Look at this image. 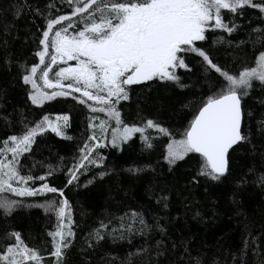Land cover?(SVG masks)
Wrapping results in <instances>:
<instances>
[{
  "label": "snow or ice",
  "instance_id": "obj_1",
  "mask_svg": "<svg viewBox=\"0 0 264 264\" xmlns=\"http://www.w3.org/2000/svg\"><path fill=\"white\" fill-rule=\"evenodd\" d=\"M61 7L69 11L61 12ZM249 8L258 10L255 26L245 18ZM29 13L43 19L33 53L39 63L30 65L11 49V42L18 38L13 35L16 21ZM241 35L245 38H238ZM249 46L261 49L254 60L248 58ZM13 68L17 70L13 79L30 85L25 91L32 105L42 107L57 98H71L89 113L87 127L91 134L67 168L64 187L49 182L55 175L53 167L34 176L20 158L33 153V145L39 146L37 137L48 131L71 140L67 135L71 127L69 114H45L27 122L22 118L20 133L0 141V212L7 217L21 207H38L53 213L57 222L47 235L51 238L49 255L54 264H69L68 253L76 239L65 188H87L97 180L118 176L115 168L107 166V157L100 150L111 147L122 152L126 145L131 147L137 134L143 142L142 151L152 150L158 136L168 138L162 153L168 175L152 177L146 184L154 206L129 208L119 216L104 209L103 218L84 240L88 249H95L109 237L113 242L135 236L144 239L145 244L125 258H111L118 264H132L130 257L152 253L156 259L149 260V264H168V254L173 251L177 264H206L203 256H192L185 241H169L170 224L162 223L165 218L155 213L167 212L175 198L192 212L194 220L203 221V205L195 200L196 190L202 188L204 199L214 205L213 190L232 176V156L238 150L257 156L260 170L255 165L249 167L236 187L246 185L251 175L252 182L264 188V0H63L61 6L58 0H48L43 8L15 0L0 6V74H10ZM181 72L184 76L196 75L198 81L202 77L209 93L182 131L174 134L161 120L141 115L139 104L135 119L125 122L118 106L132 101L134 94L140 98L134 86L149 87V82L160 81L166 87L186 88L189 85L183 82ZM255 82H259L261 93L256 99L259 110L245 103L256 88ZM9 86L11 81L0 80V120L5 128L12 126V113L7 112ZM97 113L106 119H100ZM180 162L194 166L181 171ZM92 170L93 174L80 185V177ZM122 171L133 181H141L145 175L155 173V168L151 164H133ZM109 191L115 194L112 198L117 205L128 196V190L118 182ZM6 193L20 198L52 194L59 200L26 204ZM235 197L233 193L232 203L238 205ZM7 236L14 242L0 249V264H42L44 258L39 250L25 244L19 232ZM256 239L252 238L251 245L245 240L239 253L242 261L250 247L256 251ZM181 249L186 261L180 257ZM236 259L234 255L233 261Z\"/></svg>",
  "mask_w": 264,
  "mask_h": 264
},
{
  "label": "trees",
  "instance_id": "obj_2",
  "mask_svg": "<svg viewBox=\"0 0 264 264\" xmlns=\"http://www.w3.org/2000/svg\"><path fill=\"white\" fill-rule=\"evenodd\" d=\"M9 2L14 3L15 0H0V6H7ZM25 2L33 8H43L48 0H25ZM62 3L63 0H58V6H61ZM66 11L69 9L61 7V12ZM244 15L252 22L253 26L257 24L258 10L249 8ZM8 19L11 20V16ZM42 25V17L33 16L30 13L16 21L13 35L18 38L11 42V49L16 56L21 58L22 62L28 61L29 65L31 62L39 63L38 58H33V53L37 50L36 38L40 34L38 29ZM238 38L244 39L245 37L241 35ZM260 50H253L249 46L246 49L248 58L254 60ZM16 75V68H13L10 74H0V80L3 82L11 81V86L7 91V112L12 113L11 127L5 128L3 121L0 120V141L8 135L20 133L23 126L19 121L22 118L27 122L38 120L45 114L52 117L64 113L69 114L71 127L67 130V135L72 137L71 140L56 136L55 133L48 131L43 136L37 137L39 146L33 145V153H26L20 158L24 168L31 169V174L34 176L43 175L50 166L53 167L55 175L50 178L49 182L54 186L64 187L67 168L73 164L74 158L78 157L79 148L83 147L84 142L91 134L87 127L89 113L86 108L76 104L71 98H57L56 101L45 102L42 107L32 105L27 100L25 91L30 88V85H23L22 81L13 79ZM181 75L183 82L189 85L186 88L175 85L166 87L165 82L160 81L149 82V87L134 86L135 92L140 94V98L137 99L134 94L132 101L121 102L118 106L125 122L135 119L136 107L139 104L143 109L141 115L161 120L164 122V126L170 128L174 134L177 130L182 131L209 93L208 88L204 86L202 77L198 81L196 75L184 76L182 72ZM255 85V90L245 103L259 110V105L256 104V99L261 96L259 82H255ZM99 118L106 119L102 116ZM110 131L109 129V138ZM97 134L99 135V133ZM150 134L156 136L154 132H150ZM133 139L134 143L130 142L131 147L126 145L122 152L111 147L100 150L107 157L105 161L107 166L115 168L119 173L118 176L112 175L105 177L102 181L97 180L95 184L89 185L87 188L77 186L65 188V196L72 206L76 231L74 246L68 253L69 264H86V262L87 264H118V261L111 258L123 259L128 253L135 252L137 248L145 244L144 239L135 236L115 242L109 237L95 249H88L84 245L88 232L97 226L99 219L103 218L104 209L119 216L129 208L143 210L151 209L154 206L152 193L146 191V184L152 177L168 175L162 159L168 138L158 136L153 141L154 148L150 151H142L143 142L140 140L139 134ZM232 159L234 161L232 176L213 190L211 200L215 201L214 205L204 199L202 188L196 190L195 200L198 205H203L201 208L204 216L203 221L194 220L192 212L183 208L175 198L167 212L155 214L165 218L161 221L162 223L167 221L170 224L169 241H185L188 243L192 256H203L206 264H212L213 261H218V264H261V261H264V188L254 184L251 175L247 177L246 185L239 189L236 187L239 177L244 175L249 167L255 165L258 171L260 170V161L257 156H253L243 149L234 153ZM180 163L181 171L194 166V164ZM33 164H36V167H32ZM133 164H151L155 168V173L145 175L141 181H133L127 172L122 171ZM94 171L81 176L80 185H83ZM22 174H27V172L23 171ZM117 182L128 190L127 198L119 205L112 198L115 194H110L109 191L115 187ZM233 193H236L235 198L240 202L238 205L232 203ZM5 195L11 199H22L26 204L42 203L45 199L59 200V197L52 194H47L44 197L26 198L16 197L11 193ZM146 215H153V213L146 212ZM176 217L179 219L177 220ZM56 222L53 213L38 207H21L7 217L0 212V249H4L9 243L14 242V239L7 234L16 231L21 234V239L25 244L39 250L40 255L44 258L42 264H54V259L49 255L51 238L47 233L54 230ZM253 237L257 238L256 251L250 247L242 261L239 258V253L245 246V240L251 245ZM155 238L159 239L160 237L157 235ZM234 255L237 257L235 262L233 261ZM180 257L187 260L182 249ZM130 259L132 264H149V260H155L156 257L152 253L149 256L130 257ZM168 264H177L175 251L168 254Z\"/></svg>",
  "mask_w": 264,
  "mask_h": 264
},
{
  "label": "rangeland",
  "instance_id": "obj_3",
  "mask_svg": "<svg viewBox=\"0 0 264 264\" xmlns=\"http://www.w3.org/2000/svg\"><path fill=\"white\" fill-rule=\"evenodd\" d=\"M96 115H98V116H102L103 118L105 117L104 115H101V114H99V113H97ZM111 123V122H110ZM114 125V124H113Z\"/></svg>",
  "mask_w": 264,
  "mask_h": 264
},
{
  "label": "flooded vegetation",
  "instance_id": "obj_4",
  "mask_svg": "<svg viewBox=\"0 0 264 264\" xmlns=\"http://www.w3.org/2000/svg\"><path fill=\"white\" fill-rule=\"evenodd\" d=\"M99 114L104 115V114H102V113H99Z\"/></svg>",
  "mask_w": 264,
  "mask_h": 264
}]
</instances>
